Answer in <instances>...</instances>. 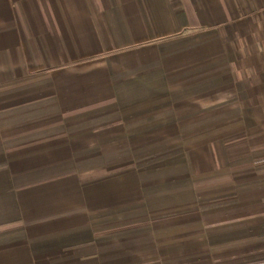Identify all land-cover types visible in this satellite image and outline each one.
<instances>
[{"label":"crops","instance_id":"obj_1","mask_svg":"<svg viewBox=\"0 0 264 264\" xmlns=\"http://www.w3.org/2000/svg\"><path fill=\"white\" fill-rule=\"evenodd\" d=\"M0 264H264V0H0Z\"/></svg>","mask_w":264,"mask_h":264}]
</instances>
